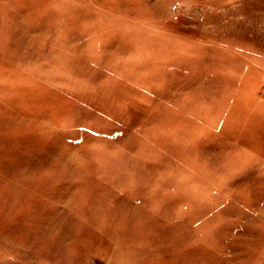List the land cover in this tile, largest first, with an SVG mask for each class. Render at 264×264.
<instances>
[{
    "label": "rangeland",
    "instance_id": "obj_1",
    "mask_svg": "<svg viewBox=\"0 0 264 264\" xmlns=\"http://www.w3.org/2000/svg\"><path fill=\"white\" fill-rule=\"evenodd\" d=\"M0 264H264V0H0Z\"/></svg>",
    "mask_w": 264,
    "mask_h": 264
}]
</instances>
